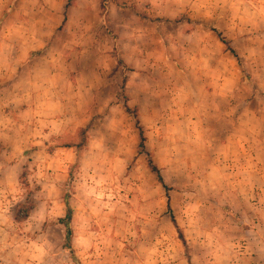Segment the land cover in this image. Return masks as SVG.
<instances>
[{
  "label": "rangeland",
  "instance_id": "374dc122",
  "mask_svg": "<svg viewBox=\"0 0 264 264\" xmlns=\"http://www.w3.org/2000/svg\"><path fill=\"white\" fill-rule=\"evenodd\" d=\"M21 1L0 0V44L6 54L9 45H15L6 37L23 30L19 22L49 21L60 25L52 37L60 38L59 42L51 38L46 50L62 56L79 52L82 35L76 23L86 22L92 27L84 34L85 44L92 42L101 52L116 55L112 47L116 31L108 25L107 12L112 2L132 10L129 20L135 12L145 21L190 22L186 13L170 14L187 8L185 0L157 4L169 12L156 19L151 3L144 0L140 8L136 3L101 0L97 13L91 14L94 17L65 12L61 24L47 9L50 0H27L26 13L14 8ZM74 2L69 0L66 8ZM68 22L72 29L67 32ZM36 27L31 29L35 34ZM177 32L168 24L161 30L163 56L151 60L148 69L155 82L146 84L151 92L146 97L136 91L131 94L141 104L132 110L139 117L144 149L135 120L127 113L123 118L115 116L122 134L106 132L95 138L93 125L104 111L91 115L84 127L78 118L64 133L45 136L42 130L47 129L21 117L20 110L3 107L14 117L0 119V264H188V258L191 264H264L259 240L245 233L264 222L263 205L257 208L260 197L264 199V149L250 158L241 156L230 139L229 146L222 145L228 128L225 120L232 117L233 107L227 99L193 87L186 61L176 56ZM237 61L244 75L245 63L239 57ZM121 66L129 70L123 62ZM120 99L126 100L124 94ZM251 159L258 162V170L239 171L240 164L249 169ZM150 162L172 188L169 205L185 244L171 223L166 193L150 171ZM240 193L245 197L242 203L234 197ZM65 199L72 210L76 261L65 248V228L57 222L65 216Z\"/></svg>",
  "mask_w": 264,
  "mask_h": 264
},
{
  "label": "crops",
  "instance_id": "0c3cea01",
  "mask_svg": "<svg viewBox=\"0 0 264 264\" xmlns=\"http://www.w3.org/2000/svg\"><path fill=\"white\" fill-rule=\"evenodd\" d=\"M68 1H49L47 9L57 16L59 24L62 23L65 12L67 15L78 13L85 17H94L91 14L97 13L100 7L98 2H101L75 0V4L67 9ZM116 1L130 5L136 3L134 5L138 8L142 3V0ZM168 1L170 0H144V3H151L152 7L149 9L152 17L156 19L161 17V12H169L166 8L156 7L157 4ZM28 3L23 0L17 4L18 8L14 4V8H22L26 13L30 7ZM185 3L189 5L187 8L171 10L170 14L176 13L178 16V13H186L190 22L181 20L167 23L168 27L178 29L174 41L178 46L176 56L186 61L187 73L192 77V85L196 90L202 94L209 93L227 99L233 107L232 117L227 116L228 119L225 120L228 128L224 133L225 142L222 145L229 146L226 143L230 139L241 156L246 154L250 158H256L258 151L262 152L264 149V0H185ZM131 11L119 7L116 2L109 4L108 25L116 31L117 38L112 40L116 55L101 52L99 45L92 42L85 44L82 39L88 29H91L90 23H76L82 35L81 41L77 43L82 46L81 50L70 56H62L45 49L53 37V29L60 25H51L49 21L35 23L36 29L39 28L35 34L31 30L35 28L32 22H19V26L23 28L22 32L6 37L7 41L15 43H11L13 46L9 45L8 54L2 51L0 44V79H4L0 80V95L9 94L8 98L0 96V119L8 121L14 117L11 110H4L3 107L20 110L21 117H28L31 124L35 122L47 129L42 130L46 136L47 133H64L67 125L78 118L81 120L80 126L84 127L91 115L107 111L104 117L98 118L93 125L95 138L106 132L124 133L123 129L116 125L115 116L123 118L126 115L125 104L131 109L141 107V104L131 98L133 92L136 91L143 97L151 92V88H147L146 84L155 85V82L150 80L153 75L148 70L151 65L149 63L163 56L161 30L167 27L160 19L142 20L134 11L135 18L129 20ZM143 25H146L144 31ZM185 28L188 29L187 32L180 31ZM70 29L72 23L68 22L65 31ZM219 35L244 61V75L243 68L226 49ZM59 38L56 35L52 40L59 42ZM41 49L43 51L39 56H31ZM118 60L129 70L118 67ZM179 73L185 75L183 71L179 70ZM121 87L126 103L121 101V96L118 95ZM259 126L260 132L257 130ZM87 134L90 135L89 129ZM250 162L252 163L248 165L249 169L240 164L239 171L258 170L256 159H251ZM239 195L244 194L240 193L234 197L242 203L245 197ZM260 202L261 205H256L257 208L262 209L263 205L264 209L262 197ZM262 216L264 218V213ZM254 229L245 230V233L255 237L256 241L259 240L264 249V222Z\"/></svg>",
  "mask_w": 264,
  "mask_h": 264
},
{
  "label": "trees",
  "instance_id": "16d2710c",
  "mask_svg": "<svg viewBox=\"0 0 264 264\" xmlns=\"http://www.w3.org/2000/svg\"><path fill=\"white\" fill-rule=\"evenodd\" d=\"M67 7H68V5H67ZM133 10H135V8H133ZM219 38H220L221 42L225 45L226 49L228 51H230L234 55V57L237 58V60H238V57H237L235 51L225 41V39H223L221 37V35H219ZM117 64H118V66H121L122 65V62L121 61H118ZM123 94H124L123 87H121L120 90H119V95L120 96H123ZM124 101L126 103V100H124ZM125 110H126L127 115L132 116L133 119L135 120V123L137 125V128H138V130L140 132V141H141L140 148L141 149H144L143 143L145 141V138H144V135H143V131H142L141 127H140V122H139L138 114L137 113H134V111L131 108H129L126 104H125ZM149 169H150L151 172H153V173L156 174L158 183L163 187V189H164V191L166 193V197H167V201H168L167 207H168V213L170 215L171 223L173 224L174 228L179 233V237L181 238V240L185 244V240H184V238L182 236V233L180 231V228L177 225L176 219L173 216L172 210H171L170 205H169L168 192L171 191L172 188L168 187L164 183V180H163V177L161 176V172H160L159 168L156 165H154L152 162L149 163ZM63 202H64V204L66 206L65 216L63 218L59 219L57 222H58V224L63 225L64 228H65V243H64V245H65V248L69 251L70 255L72 256L73 261H76V258L74 256V253H73V250H72V246H71V240H72V237H73V231H72V227H71L72 210H71V208L69 206V203H68V201L66 199L63 200ZM27 217H28V213L25 215V218H27ZM187 262H188V264H191L189 258L187 259Z\"/></svg>",
  "mask_w": 264,
  "mask_h": 264
}]
</instances>
